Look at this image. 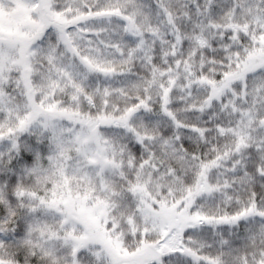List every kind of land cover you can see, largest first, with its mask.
Masks as SVG:
<instances>
[{
  "label": "snow or ice",
  "instance_id": "1",
  "mask_svg": "<svg viewBox=\"0 0 264 264\" xmlns=\"http://www.w3.org/2000/svg\"><path fill=\"white\" fill-rule=\"evenodd\" d=\"M0 264H264V0H0Z\"/></svg>",
  "mask_w": 264,
  "mask_h": 264
}]
</instances>
